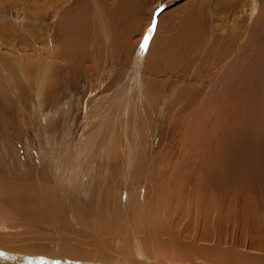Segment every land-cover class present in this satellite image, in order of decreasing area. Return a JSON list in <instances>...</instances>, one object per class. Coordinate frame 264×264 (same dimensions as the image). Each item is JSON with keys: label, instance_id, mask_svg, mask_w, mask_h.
Returning <instances> with one entry per match:
<instances>
[{"label": "rangeland", "instance_id": "rangeland-1", "mask_svg": "<svg viewBox=\"0 0 264 264\" xmlns=\"http://www.w3.org/2000/svg\"><path fill=\"white\" fill-rule=\"evenodd\" d=\"M48 1L0 0V67L2 68H0L2 79V81L0 79V215H13L22 221L31 219L35 215L42 216L43 225L46 228L39 230L26 224L27 226L20 228L21 232L24 230L22 235L24 238L37 237L41 232L53 237H56L55 233L65 235L68 227L64 226V216L69 215L72 204H77V209L84 214H91L95 210L105 209L112 204L116 212H119L122 206H125L133 215H162L163 211L165 219L170 213L174 215L176 213L178 222L179 219L184 221L188 211H190L188 215H193L191 212H195L196 187L195 184L190 186L188 183L185 188H182L183 182L186 180L189 182L191 176L198 181L199 171L195 164L198 161V153L204 152V159L210 164L213 162L215 165H212V168L218 171H216L217 177L213 180L215 187L219 179L220 185L228 186L229 189L236 185L241 188L240 183L242 186L245 185L248 187L249 198H252L251 206L256 205L258 208L254 210L256 212L259 210L257 213L253 212V215L264 217V198H262L264 197V142L262 144L264 141V55L256 54L255 51L246 53L245 59L252 65L248 62L251 66L248 65V69L246 67L244 72H242V66L238 72L239 77H235V80L227 76L224 77L223 83H220L219 86L223 89L229 90L230 84V90H234L229 101L231 108L228 115L224 112V105L227 104L219 106L218 98L211 100L214 115L216 116L219 112V117L222 115L227 120L231 119L234 127L231 126L232 128L229 129V138L222 136L218 140L213 156L208 153L210 149H207L203 142L198 141V139L201 140L202 133L194 123L187 134L188 143L183 146L184 141L175 137V130H172L170 122L172 117L177 115L176 108L184 107L187 102H192L193 98L196 100L195 104L201 100L200 94H204L205 90L217 80L219 71L229 61L227 57L237 54L239 47L244 49L253 39L256 31L260 29L250 28V33L247 35L245 33L247 25L254 22L249 18L245 24H237L238 26L232 22L238 9H241L240 5L247 3V0L239 1L237 5H235L236 0H68L63 8L50 6L42 10V13L36 14L37 4L40 7ZM95 4L98 5L99 11ZM161 7L163 9L158 13ZM261 16L259 27L264 26V14ZM153 20H155V29L149 37L147 49L138 60L141 62L144 59L141 67L144 84L146 85L145 79L152 82V85L148 87L143 86L142 83L143 92L149 97V101L153 93L151 90L159 94L158 99L156 96L157 100L152 98V104L150 102L157 121L154 123L155 153L145 151L143 158L149 163L148 166H151V158H156L155 161L158 164L150 167L151 171H156L155 182L164 174V171L167 173V178L173 181L175 175L181 174L182 179L184 178V181L180 183L181 189L182 191L186 189V195H188L182 193V195L168 198V191L164 186L163 188L155 186L151 190L148 188V193L147 191L143 193V190L138 188L146 183L143 177H136L130 184L127 175L121 169L113 173V176L121 181L119 185H114L112 181L109 185L102 180L103 173H96V177L87 186V192L84 195L66 194L59 188L57 193L54 168L59 164L56 162L49 164L47 160L50 157L58 160L61 141L66 139L64 138L66 135L74 138L78 146L81 140L83 143L82 137L86 131L108 115L115 101L113 94L121 89L122 82L130 74ZM257 22L254 25H257ZM204 28H207V31ZM100 29L106 31L108 41L101 35ZM46 61L53 67L49 70L47 88L39 89L36 80L43 65L44 68L47 66ZM257 61L259 65L255 63ZM257 66L261 69L259 70ZM25 67L27 70L23 69ZM8 69H11V72ZM1 71H4V74ZM231 73L232 77L235 74L238 75L237 69H232ZM174 90H176V97L175 101L172 100L173 107L166 106L167 96ZM105 99H108L107 105L110 104L107 107H103ZM212 124L215 125L216 130L220 131L217 116L216 122ZM239 128L240 130L237 131ZM234 133L237 137L244 139L247 137L248 140L234 138L233 136H236ZM70 151L75 153L74 160L71 159V166L75 169H88L95 159L103 160L94 159L92 149H85V151L71 149ZM191 154L194 155L193 158ZM199 156L202 157L201 154ZM241 160L244 163L242 171H239ZM65 178L68 182L69 177L65 176ZM6 183L16 185V189L20 191L14 199L3 197L2 190ZM199 184L198 182L200 187L201 184ZM129 189L134 194L126 204L124 193ZM210 189L207 190L210 191ZM190 190L194 193L191 197ZM153 195L156 196L154 199H152ZM253 195H255L254 198ZM89 196L95 199L89 200ZM230 198L233 200V197ZM60 204L62 206L58 209ZM182 205L184 209H181ZM38 207L41 210L37 209ZM48 218L54 224L52 228L49 226ZM68 219L75 228L77 220ZM33 223L36 224L34 221ZM124 223L122 224L127 227V223ZM135 223L137 222L134 221ZM142 232L143 230L139 233L141 237ZM136 236L132 238L136 239ZM29 238L26 242L29 243L27 248L30 254L23 256L25 260L22 264H40V261L35 260H41L44 263L45 260L35 253L53 252L56 246L45 241L44 244L48 247L43 248L41 244L32 242ZM0 252V256H4L5 253L9 255L2 258L1 262L11 264L14 259H17L15 255L18 253L12 254L3 249H0ZM28 259L36 263H31ZM49 259L57 261L59 256L51 254ZM94 263L103 264L100 262L90 264ZM171 264L182 263L178 261Z\"/></svg>", "mask_w": 264, "mask_h": 264}, {"label": "bare ground", "instance_id": "bare-ground-1", "mask_svg": "<svg viewBox=\"0 0 264 264\" xmlns=\"http://www.w3.org/2000/svg\"><path fill=\"white\" fill-rule=\"evenodd\" d=\"M239 1L241 0H236L235 5H237ZM247 1H248L247 3L240 5L241 9H238V12L236 13L237 15L236 16L234 15L235 16L234 18L232 16L233 18L232 22L234 23V25L237 24L242 25L243 23L245 24L246 21H248L247 18H249L250 21L254 23L258 21L257 25L256 24L254 25V23L247 25L246 27L247 29L245 30V33H247V35H249L248 33H250V28L251 29L260 28V29L258 30V32L256 31V34L254 35L253 39L249 41V43H247V46H245L244 49H241L239 47V49L237 48L239 50L237 54L230 55L227 57V60L229 61L226 62V64H224V66L219 71L220 73L218 75L219 77L217 78V80L210 88L206 87L207 89L205 90L204 94H200L201 98L200 97L199 98L201 100L199 99L200 101L197 102V104H195L196 100H193L194 99L193 98L192 102L191 101L190 103L187 102L184 107L181 108L175 107L177 115L176 117H172V120H170L172 130H175V137L180 139L181 141H184L183 146H185L188 143L187 142L188 139H186L187 134L190 131V126L194 123L197 129H199L202 133V138L201 140L198 139V141L203 142L204 143L203 145L207 149H210L208 153L212 154V156L214 155V151L218 143V140L222 136H224L225 138L228 137L230 135L229 129H231L233 126L231 119L227 120L222 115L221 117H219V112H218L216 116L220 131L216 130L215 125L212 124V122H216V116L212 112V107L210 103L211 100L214 98H218L217 102L219 106H221L222 104L223 105L227 104L224 105V112L228 115V112L231 108V104L229 101H231L232 91L234 90L232 91L230 90L231 87L230 84H229V90L223 89L221 86H219L220 83H223L224 77L227 76H229V79L231 78L232 80L238 78L240 74V73L238 74V72L241 70L242 66H243L242 72H244L246 67H247L246 69H248V65L251 62L245 59L246 53L250 54V51H255L256 54L261 53L262 55H264V29H262L264 26L259 27L260 21L262 20L261 15L264 14V0H247ZM67 2L68 0H49L47 4H41L40 7L37 4L36 14L42 13V10L47 9L50 6H53V8H63ZM96 4H95V6H97L96 9L99 11V7ZM216 22L217 21H215V23ZM103 26H104V22H103ZM103 29L105 30V28ZM206 29L204 28V30ZM104 30L100 29L101 35H103L104 39L107 40V33L106 31L104 32ZM208 33L210 32L208 31ZM237 34L238 32L236 33V35ZM143 53H141L140 51V54L137 56L130 74L122 82V85L120 86L121 89L119 91H116L115 92L116 94L114 93L115 95L113 94V98L115 101L112 103V107L110 111H108V115L102 118L100 121L96 122V124H94L91 128L89 127L90 129L86 131L84 137H82L83 143L81 140L80 141L81 144L77 146V144H75L74 138L70 137L69 135H66V137H64L66 138L65 140L62 141L60 140L62 142L60 146V150L57 148L60 151L58 155L59 156L58 160H55L54 158L51 157L50 159L47 160V163L49 164H52L54 162L59 164V166L56 167L57 169L54 168V171L56 172L54 179L57 182L56 186L55 185L54 186L57 193H59L57 189L59 188L61 191H63L66 194L68 193L75 196L84 195L87 192L86 189L87 186L90 185L93 182L94 178L96 177V173H103L102 180L104 182L109 183V185L112 184L111 181L113 182L114 185H119L121 184V181L118 178L114 177L113 173L121 169L124 170L128 178V183L130 184L134 182L133 180L136 177H143V180L146 181V183L145 185L142 183L144 186L141 185L138 187L140 188V190H143V193H145L148 190V188L149 190H151L155 186L156 188H163L162 186H164L168 191V195H167L168 198L175 197V195L177 196L182 195V193L186 195L187 193L186 189L182 191L180 185L181 181H184V178L182 179L181 174L175 175L173 181L172 179L170 180L169 178H167V173H165L164 171V174L158 177L155 182L156 171L153 170L151 171L150 167L151 166L155 167V164H158V162L155 161L156 158L154 159L151 158L150 160L151 166H148L149 163H147V160L143 158V152L145 151L149 153H151L150 151H152L153 153H155L154 150H155L156 142L154 136V132H155L154 123H157V121L154 118L151 101L155 100L156 96L158 99V95H159V94L157 95V92H154V90L153 91L151 90V93L152 92L153 93L150 96L153 98V100L152 98H150L151 100L149 101V97L145 95V92H143L142 83L143 86L145 84L143 81V77L141 76L142 74L141 67L144 59H142L141 62L140 61L138 62V60L142 58L141 56L143 55ZM247 57H249V55ZM244 59L246 60L245 62ZM45 63L47 64V66L44 68L43 65L41 73L37 76V80H36L39 89L47 88L48 85L47 81L49 80V76H50L49 70L51 69V67H53L50 62L46 61ZM255 63H258V61ZM259 64L260 63H258V65ZM19 65L21 66V63ZM20 66L19 68H21ZM61 66L62 65H60V67ZM257 68L259 70L261 69L259 68V66H257ZM23 69L27 70V67ZM232 69L234 70L237 69L238 75L236 74L233 75L234 78L231 75ZM10 70L8 69V71ZM14 72H16V70H14ZM2 74H4V71L2 72ZM250 76L251 75H249V77ZM145 82H146L145 85L146 87L150 86V84L152 85V82L149 79H145ZM3 85L4 82L2 83V86ZM89 95L91 94L89 93ZM175 97H176V90H174V92L172 91V94L167 96L166 106L170 105L173 107L172 100L175 101ZM107 101L108 99L107 100L105 99L106 104L104 103V106L102 105L103 107H107L110 105V104L107 105ZM239 130L240 128L237 131ZM240 133L242 134L243 132ZM233 137L240 139L242 141L248 140L247 137L246 139L237 137V135ZM263 142L264 141H262V144ZM71 149L77 151H85V149L87 150L92 149L93 151L91 153L93 158L94 159L100 158L103 160L98 161V159L97 160L95 159L92 166L88 167V169L87 168L75 169L71 166L72 165L71 159L74 160L73 156L75 155L74 152L70 151ZM236 149H238V147H236ZM198 154L199 155L201 154L202 156L200 157L198 155L199 162L198 161L196 162V164L198 165L195 164V166L198 167L199 179L197 178L198 179L197 181L191 176L190 179H192L196 183L191 182V180L189 179V182L186 180L185 182H183L184 186H182V188H185L186 184L188 185L189 183L190 186H193L192 184H195L194 186L196 187L194 191L196 195V202H195L196 208H194L195 212L194 213L191 212L193 215L190 214L188 215V213L190 212L188 211L184 221H180L179 219L178 222L176 213L175 215L174 213L173 214L170 213L169 215H167V219H165L163 211H162V215H155V214L133 215L130 214L131 211L127 210L125 206H122L120 208V211L116 212L114 210L115 207L113 208L111 206L112 204L105 209L95 210L91 212V214L90 213L84 214L77 209L78 206L77 204H72V209L70 210L69 215H65V216H67L71 220H77V226L75 228L72 226L69 219L64 216V226L68 227L65 235L61 236L59 233H55L56 237H53L51 235L43 234L42 232L40 234L39 232L38 234L40 235L37 237H32V238L30 236H29L30 238L28 237L32 242L41 244L43 248L48 247L47 244H44L45 241H49L52 245L56 246V249L53 252L47 253L46 251H44L42 253H35L39 258L41 259L43 258L45 260L44 263L41 260H35V261L37 262L40 261L39 262L40 264H70V263L90 264L92 262H100L103 264L104 263L105 264L106 263L107 264L108 263L110 264H171L178 261L181 262L182 264H264V217L257 214L253 215L254 214L253 212H256L254 209L257 210L258 207L256 208V205L251 206L250 199L252 198H249L248 187H246L245 185L242 186V184L240 183L239 185L241 186V188L238 187V185H236L235 187L232 186V189H229L228 186L220 185L221 183L220 179L218 180L217 187H215L213 180L217 177L218 171L216 170L217 171L216 172L212 168L213 162L212 164H210L204 159L205 156L204 152L203 153L199 152ZM192 156L194 155L191 154V158H193ZM201 158L202 160H200ZM188 159L193 160L190 158ZM243 160L239 161V171H242V165L244 163ZM148 162H149V158H148ZM65 176L69 177L68 182L66 181ZM168 177H170L169 173H168ZM198 182L201 184L200 187L198 186ZM15 186L14 184H9V183L3 186L4 187L2 190L3 197L6 196L5 198H10V199H14V197H17L19 195L18 192L20 191H18V189H16L17 187ZM208 188H211L210 191L207 190ZM251 188L253 191V187ZM133 194L134 192L132 190L130 189L126 190L124 193V197H125L124 203L128 204L129 199ZM193 194L194 193L191 191L190 197ZM154 195L152 199L156 197ZM254 196L255 195H253V198ZM230 197H233V200ZM20 198L22 197L20 196ZM236 198H239V200H236ZM91 199H95V198L93 196H89V200ZM254 201L255 199L253 200V202ZM55 205L57 204L55 203ZM59 206L61 208L62 205L61 204L58 205V209H60ZM182 207L181 209H184V207L183 208ZM37 209H40V207H38ZM62 210L64 212V209ZM31 219L27 218L24 221H22L19 219V217H14L13 215H6V214L0 215V249H3V251H9L12 254L18 253L16 255L20 256L18 258L15 255L17 259L16 260L14 259L13 263L11 264H22L23 261L25 260L23 256L25 254H30L28 252L29 249L27 248V245L29 243L26 242L28 238L26 237L24 238L22 236L24 235L23 234L24 230H22L21 232L20 228H23L24 226L27 225H30L33 228H39V230L46 228V226L43 225L44 219L42 216L35 215L32 216ZM33 221L36 224H34ZM134 221L137 223L134 224ZM48 222L50 228H52L54 224L50 220V218H48ZM123 222L127 223V227L122 224ZM142 230H143L142 232L143 236L141 237L139 236V233ZM34 231L36 232V230ZM28 234L29 233H27V235ZM98 234H100V236ZM134 235H137L136 239L132 238ZM51 254L59 256V260L53 261L49 259V257H51ZM6 255L9 256L7 253H5L4 256H0V260L4 258ZM35 261L29 260V262L31 263H36ZM0 264H6V263L0 261Z\"/></svg>", "mask_w": 264, "mask_h": 264}, {"label": "snow or ice", "instance_id": "snow-or-ice-1", "mask_svg": "<svg viewBox=\"0 0 264 264\" xmlns=\"http://www.w3.org/2000/svg\"><path fill=\"white\" fill-rule=\"evenodd\" d=\"M160 10H162V7H161ZM154 29H155V20H153V22H152V26L149 27L148 30H147V31H148V36H151V35H152ZM148 36H146V37L144 38V40H143V42H142V44H141V46H140V51H141V53H143V52L147 49V47H148V43H149V41H148Z\"/></svg>", "mask_w": 264, "mask_h": 264}, {"label": "water", "instance_id": "water-1", "mask_svg": "<svg viewBox=\"0 0 264 264\" xmlns=\"http://www.w3.org/2000/svg\"><path fill=\"white\" fill-rule=\"evenodd\" d=\"M162 9H163V8H162ZM159 11H161V10H159ZM159 11H158V12H159ZM146 36H148V33H146ZM149 37H150V36H148V40H149Z\"/></svg>", "mask_w": 264, "mask_h": 264}]
</instances>
